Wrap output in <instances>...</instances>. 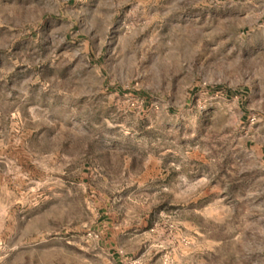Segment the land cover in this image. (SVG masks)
Returning <instances> with one entry per match:
<instances>
[{
    "label": "rangeland",
    "instance_id": "374dc122",
    "mask_svg": "<svg viewBox=\"0 0 264 264\" xmlns=\"http://www.w3.org/2000/svg\"><path fill=\"white\" fill-rule=\"evenodd\" d=\"M230 2L0 0V264H264L262 10Z\"/></svg>",
    "mask_w": 264,
    "mask_h": 264
},
{
    "label": "crops",
    "instance_id": "0c3cea01",
    "mask_svg": "<svg viewBox=\"0 0 264 264\" xmlns=\"http://www.w3.org/2000/svg\"><path fill=\"white\" fill-rule=\"evenodd\" d=\"M224 1L229 2V4H231L230 1H232L236 5H243L244 4V5H247L249 8L258 6V8L262 10V12L260 13V15L258 17L259 22L256 24V29H257L258 33L264 34V0H224ZM3 248H4V246H2V248H0L1 254L4 251ZM1 258H3V256H1Z\"/></svg>",
    "mask_w": 264,
    "mask_h": 264
},
{
    "label": "built area",
    "instance_id": "2783aa9c",
    "mask_svg": "<svg viewBox=\"0 0 264 264\" xmlns=\"http://www.w3.org/2000/svg\"><path fill=\"white\" fill-rule=\"evenodd\" d=\"M2 246H3V243L0 241V248H2Z\"/></svg>",
    "mask_w": 264,
    "mask_h": 264
}]
</instances>
